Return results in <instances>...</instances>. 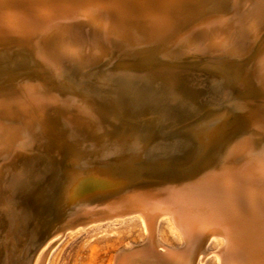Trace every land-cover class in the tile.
Returning <instances> with one entry per match:
<instances>
[{
	"label": "bare ground",
	"instance_id": "6f19581e",
	"mask_svg": "<svg viewBox=\"0 0 264 264\" xmlns=\"http://www.w3.org/2000/svg\"><path fill=\"white\" fill-rule=\"evenodd\" d=\"M132 1H137L138 5L143 6L151 0H0V34L6 35L5 37L10 41L16 42L20 47L28 50L35 65L42 69L41 73H44V77L47 76L46 73L49 71L60 80L58 82L62 80V84L70 86L68 81L71 77L68 80V73L65 68L66 62L75 59L73 61L76 62V67L78 68L88 64L90 59L95 61L94 59L97 56L101 57L104 55L107 40L105 32L108 27L112 25L117 35H123L125 32L120 25V20L112 22L108 18L115 14L116 19H119L118 14L128 9L129 6L131 7ZM176 1L170 0V5H175ZM263 6L264 0H211V3L204 7L202 6V9L200 7V15L196 20L172 32L164 42L152 47V50L157 51L164 47H173L178 41L181 42L182 46H180V50L184 49L186 52L191 53L197 48L204 47V51L207 54L214 55V57L215 54L227 55L228 49L233 48L237 44L252 42L254 37L252 35H256L257 31H255L254 27H260V22L264 21H259L257 17L259 15L261 17L264 16ZM156 19L158 24L156 23L157 26H155L161 29L165 25L164 21L162 18ZM82 24H87V26L92 24L94 28L91 27L92 29L88 30L91 32L88 33L83 29ZM80 35H83V37ZM124 35H127L130 42L134 40L130 32L124 33ZM87 37L91 38L89 39L91 43L93 42L92 40H95V44L92 46L86 44L89 41H85ZM141 44L137 43L132 50L140 51L144 46H147ZM244 44L241 46L244 47ZM246 45L250 46L248 43ZM85 48L89 50L88 53L84 51ZM174 49L172 50L174 51ZM172 50L170 51L171 53ZM180 50L178 49V51ZM178 51H174V53ZM201 56L203 57L202 53ZM243 66L239 70L240 81L248 87V92L254 98L250 99V101L242 100V105L238 104L236 106V104H232L235 106L234 108H237L230 120L229 131L221 140L214 142V145L206 155V164L200 166L187 165L186 168L180 170L166 167L160 170L158 175L150 176L147 180L137 182L131 178L132 169L128 164H123L120 161L116 162L119 159V154L124 150L123 146L120 143L108 145L107 142H104V138L100 140V147L95 149L94 153H92L93 155H87L82 161H74L71 165L63 168L59 191L53 203L54 209L62 214L60 216L61 219L54 228L45 231L44 234L47 236L53 235L61 228L63 229L67 226L76 227V225L83 222L93 224L96 221H104V223L107 220L115 221L129 214L136 215L142 220L146 235L142 243L133 244L126 250L116 252L114 264H202L203 259L208 253H211L210 250H207L206 244L213 240L218 243V247L213 253L219 258V264H264L263 39L254 48L252 55H250L249 63ZM118 69L121 68L119 67ZM78 71L83 74L86 72V75L90 78L100 77L99 73L96 70L94 71V69L86 71H81L80 69ZM108 72L110 74L111 71ZM104 76L102 80H104ZM53 79L55 80V78ZM203 83L210 88L209 92L212 90L215 93L216 91V101L220 102L222 100L220 95L222 89L215 85L214 80L210 79L208 82ZM93 85L95 84L93 83ZM61 89L59 90L61 91ZM22 90V94L13 99H7L4 94L0 95V160L3 158V154L7 153L12 146V141L17 144H25V141H27L25 139L29 138L24 134L26 133L24 128H19L17 124H15L17 127L12 125L14 115L15 113L17 114L16 107L20 110L27 109L36 116L42 117V119L46 120V125L51 127V119L44 118L45 112L43 111L41 96L33 93L31 85L23 86ZM82 90L83 94L86 93L83 88ZM131 90L132 93L129 96H124L127 101L121 108V114L129 117L139 115L142 107L151 108L152 100L146 94L148 89L144 85L138 87L134 85ZM90 92L92 93V91ZM207 92L206 90V96ZM86 94L88 95V93ZM91 95L89 94L88 97H91ZM49 97L56 102L63 100L62 96L55 92H49ZM202 103L200 107L203 106ZM206 105L208 106V104ZM179 108L177 106L174 109L170 108V113L176 114ZM69 113L71 114L70 111ZM202 114L200 113V115ZM181 125L184 124L181 123ZM202 128L199 127L197 130L201 133L204 132L205 136H211V133L208 134ZM124 143L127 144L128 150H133L139 144V140L130 136ZM182 151L184 149L178 146L165 153L169 156L178 152L183 154ZM147 154L149 155L147 156ZM12 156L14 155L12 154ZM158 156L159 154L146 150V157L153 158ZM16 159L17 161H10L9 163H18L21 160V158ZM2 161L4 160L2 159ZM4 163L2 162L0 165V172ZM9 171L6 173H9ZM18 174L20 173L18 172ZM23 176L25 178L27 174L23 173ZM3 184L0 183V208L2 205L1 200L4 198V209H8L9 212L12 209V205L8 203L11 202L12 198L3 197ZM44 189L45 187L42 188L43 191H45ZM35 193L38 196L40 191L36 190ZM36 196V203L33 205L34 212H37L41 205ZM20 206L22 207V205ZM24 210L26 211V209ZM44 210H50L48 205L42 209V214ZM161 220L167 221L170 228L176 232V235L178 234L181 240V244L178 247L169 248L156 240V227ZM4 229L7 232L11 230L10 227H5ZM48 242H45L43 246L48 245ZM16 243L18 244V242ZM44 249L46 248H39L35 254H31L32 260H29L30 264H41L43 262ZM19 251L22 252V254L19 253L20 256L16 255ZM19 251H15V255L8 257L13 264L19 262L20 257L25 252V248ZM25 260L27 259L25 258Z\"/></svg>",
	"mask_w": 264,
	"mask_h": 264
},
{
	"label": "rangeland",
	"instance_id": "374dc122",
	"mask_svg": "<svg viewBox=\"0 0 264 264\" xmlns=\"http://www.w3.org/2000/svg\"><path fill=\"white\" fill-rule=\"evenodd\" d=\"M209 3L211 0H177L175 5H170V0H151L142 6L138 5L137 1H132L131 7L129 6L128 9L118 14L119 19H116L115 14L108 19L112 22L120 20L124 33L130 32L134 40L130 42L124 33L117 35L114 31L115 28L110 25L105 32L107 40L104 55L97 56L95 61L89 57L88 64L78 68L76 62L73 61L75 59L66 62L68 80L71 77L68 81L70 86L62 84V80L58 82L60 80L49 71L45 78L44 73H41L42 69L35 65L28 50L23 49L16 42L10 41L5 37L6 35L0 34V95L4 94L7 99H13L22 94L23 86L31 85L33 93L42 98L44 118L51 119L50 127L46 125L45 119L36 116L31 111L20 110L18 107L15 109L17 114L14 115L12 125L15 127L19 125V128H24L26 132L24 134L29 138L25 139L27 140L25 144H17L12 141V146L8 152L3 154L2 159L4 161L0 160V165L5 162L0 172V183H4L3 197L12 198L11 202L8 203L12 205L10 213L8 209H4V198L1 200L0 264H13L8 257H12L22 248L23 250L25 248L24 254L27 255L23 254L20 257V263L14 264H30L31 254H35L37 249L42 247L46 249H44L41 264H114L116 252L126 250L133 244L142 243L146 235L142 220L136 215L129 214V216H123L122 219L107 220L105 223L104 221H100L101 223L96 221V224L90 223V225L88 222H83L76 227L67 226L59 229L55 233L56 235L47 236L44 234L45 231L54 228L61 219L62 214L54 209L53 203L59 191L63 168L71 165L74 161H82L87 155H93L95 149L100 147V140L104 138V142H107L108 145L120 143L123 146L124 150L119 154V159L116 162L128 164L132 169L130 176L137 182L158 175L160 170L166 167L180 170L186 168L187 165L200 166L207 163L206 155L214 142L221 140L229 131L230 120L237 108H234V105L241 104L242 100L250 101L254 98L248 92V87L240 81L239 70L244 67L243 65L249 63L254 48L262 39L264 40V21H261L264 20V16H262L263 19L260 15L257 16L261 22L260 27H254L255 31L257 30L256 35H252L255 37L252 40L254 42H247L249 47L246 45L247 43L237 44L239 46L236 45L228 49L227 55L215 54L214 57L212 54H207L203 49L204 47L191 51V54L184 49L180 50L181 42L178 41L170 48L164 47L153 51L152 47L160 45L172 32L196 20L201 9ZM132 10L133 12H131ZM262 11L264 13V8ZM156 18H162L164 21L165 25L161 29L156 27L158 24ZM82 25L88 33L91 32L88 31L92 29L91 27L94 28L92 24ZM3 32L5 33V31ZM80 36L83 37V35ZM89 39L91 38L87 37L85 41L87 42ZM85 41L84 43H86ZM92 41L91 43L89 40L86 44L92 46L95 44V40ZM137 43L147 46H144L140 51L132 50ZM242 44L244 47L241 46ZM172 49L175 52L178 49L180 51L174 53ZM238 49L240 52H237ZM171 50L173 54L170 52ZM84 51L89 52L87 48ZM185 54L187 55L185 56ZM114 67L116 68L113 69ZM79 68L81 71L94 69L100 77L90 78L86 72L84 74L79 72ZM123 68L129 73L128 75ZM108 71H111L110 74ZM102 75H105L106 79L104 76V80H102ZM208 78L213 79L215 85L222 89L220 102L216 101V91L213 89L215 93L212 90L209 92L210 88L204 85L203 82L210 80ZM81 80L83 81L81 82ZM75 82L77 88H75ZM134 85L136 87L146 86L148 89L146 94L152 99L151 108L142 107L139 115L129 117L121 114V108L127 101L124 96H129L132 93L131 87ZM64 87L67 89H61ZM82 88L88 95L83 94ZM206 90L209 92H207V96ZM49 92H55L62 96L63 100L60 102L52 101ZM89 94H92L91 97H88ZM205 97L207 98L205 99ZM77 99L79 101L81 99V101L79 102ZM201 103L203 104L202 107H200ZM233 103L234 105H232ZM205 104L208 106L206 105V107ZM176 106L180 107L177 113H170L169 109H174ZM201 110H203V114ZM199 127H203L202 129L208 134L211 133V136H205L204 132L198 131ZM130 136L139 140V144L133 150H128L127 144L124 143ZM178 146L184 149L183 154L178 152L169 156L166 155V151ZM146 150L154 154L157 153L159 156L148 158L146 157ZM71 157H74L75 160L66 163ZM16 158H21V160L18 163H9L10 161H17ZM41 167L42 169H40ZM11 170L12 172L15 170V172L12 173ZM34 170L35 172H33ZM8 171L9 173H6ZM23 173L27 174L25 178H23ZM43 187H45V191L42 190ZM36 190L40 191L38 196H36ZM35 196L41 204L39 210L35 211L37 214L33 209V205L36 203ZM46 205L50 210H44L42 214V209ZM5 227H10L11 230L7 232ZM155 235L156 240L166 247L175 248L181 244L178 234L176 235V232L170 228L165 220L158 223ZM12 237L14 238L12 239ZM45 242H48V245L43 246ZM34 244L35 246H33ZM206 246L211 253H208L203 259L202 264H219V258L213 253L218 247L217 241L213 240ZM155 251L157 250L155 249ZM19 253L22 254L19 251L16 255L20 256Z\"/></svg>",
	"mask_w": 264,
	"mask_h": 264
},
{
	"label": "water",
	"instance_id": "95a60500",
	"mask_svg": "<svg viewBox=\"0 0 264 264\" xmlns=\"http://www.w3.org/2000/svg\"><path fill=\"white\" fill-rule=\"evenodd\" d=\"M75 160V158L74 157H71L70 159H68V161L66 162V163H71V162H73Z\"/></svg>",
	"mask_w": 264,
	"mask_h": 264
}]
</instances>
